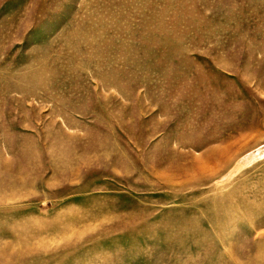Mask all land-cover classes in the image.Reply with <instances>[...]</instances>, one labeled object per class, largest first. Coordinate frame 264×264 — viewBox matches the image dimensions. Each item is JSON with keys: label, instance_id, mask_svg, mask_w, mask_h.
Returning a JSON list of instances; mask_svg holds the SVG:
<instances>
[{"label": "rangeland", "instance_id": "1", "mask_svg": "<svg viewBox=\"0 0 264 264\" xmlns=\"http://www.w3.org/2000/svg\"><path fill=\"white\" fill-rule=\"evenodd\" d=\"M0 264H264V0H0Z\"/></svg>", "mask_w": 264, "mask_h": 264}]
</instances>
